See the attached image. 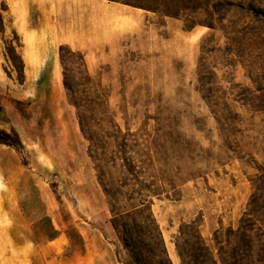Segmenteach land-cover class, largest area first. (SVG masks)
I'll list each match as a JSON object with an SVG mask.
<instances>
[{
    "label": "rangeland",
    "instance_id": "1",
    "mask_svg": "<svg viewBox=\"0 0 264 264\" xmlns=\"http://www.w3.org/2000/svg\"><path fill=\"white\" fill-rule=\"evenodd\" d=\"M109 1L136 11L134 31L119 45V56L87 64L108 89L109 107L122 131L110 147L116 165L113 177L129 195L139 188L138 181L154 191L150 207L174 264H182L176 243L186 250L196 241L195 227L179 238L180 229L193 221L216 259L220 262L219 248L224 247L234 263L237 244L228 242V235L239 227L253 192L252 179L264 168V0ZM126 27V22H118L119 31ZM18 44L17 35L6 34V50L22 81ZM65 56L66 65H85L78 53L66 51ZM68 137L78 141L71 122ZM0 143L13 144L25 164L22 172L35 173L43 185L45 179L55 193L56 212L39 222L64 223L77 248L83 247L79 227L95 225L127 264L83 134L89 171L81 172L94 176L100 193L90 184L89 214L79 210L77 182L68 177L80 172L79 166L50 164L44 159L51 144L48 149H24L15 132L0 130ZM37 159L39 164L28 165ZM0 189L7 192L2 182ZM7 209H12L9 202ZM35 219L0 212V226ZM20 232L41 238L50 230Z\"/></svg>",
    "mask_w": 264,
    "mask_h": 264
},
{
    "label": "crops",
    "instance_id": "2",
    "mask_svg": "<svg viewBox=\"0 0 264 264\" xmlns=\"http://www.w3.org/2000/svg\"><path fill=\"white\" fill-rule=\"evenodd\" d=\"M1 1L5 9L4 31L0 32V130L17 133L24 149H48L51 144L52 151L44 159L51 160L50 164L79 166L80 172L68 177L77 182L74 194L79 210L89 214L87 190L92 184L99 191L94 176L81 172L83 168L89 171V163L76 111L64 87L60 47L67 44L82 51L88 65L108 57L114 60L119 45L134 31L136 11L109 0ZM120 21L127 23L122 31L117 29ZM9 32L19 38L16 50L23 65L22 81L5 47ZM70 122L77 130L76 144L68 137ZM32 160L29 166L39 164V159ZM22 165L18 149L0 143V182L7 189H0V212L36 215L32 221L0 226V264H125L95 225L79 227L83 247L77 248L72 246L64 223L39 222L56 212L55 193L45 179L43 185L35 173H23ZM22 229L50 232L39 238L34 232L25 235Z\"/></svg>",
    "mask_w": 264,
    "mask_h": 264
},
{
    "label": "trees",
    "instance_id": "3",
    "mask_svg": "<svg viewBox=\"0 0 264 264\" xmlns=\"http://www.w3.org/2000/svg\"><path fill=\"white\" fill-rule=\"evenodd\" d=\"M142 7L149 8L147 5ZM3 9L5 5L0 0V32L4 31ZM66 51L78 53L85 65H66ZM60 55L66 95L69 103L75 108L81 132L89 141V155L95 164L98 180L108 197L112 213L111 223L127 252V264H174L160 225L150 207V197L155 195L154 191L151 187L143 185V181H138L136 185H139V188L133 189L132 195H129L120 189L121 186L113 177L116 165L110 147L122 131L111 113L108 89L100 79L91 75L82 51L63 44L60 47ZM19 58L21 60L20 55ZM22 76L24 77L23 72ZM248 105L262 109L261 105ZM213 112L218 115L215 109ZM252 184L253 192L239 227L228 235L227 241L237 244L232 256L235 262L228 261L229 253L224 247L219 248V262L204 242L199 225L193 221L180 229L179 238L187 235V229L195 227L192 237L196 241L189 244L186 250L181 248L179 242L176 243L182 264H264V168L252 179Z\"/></svg>",
    "mask_w": 264,
    "mask_h": 264
}]
</instances>
